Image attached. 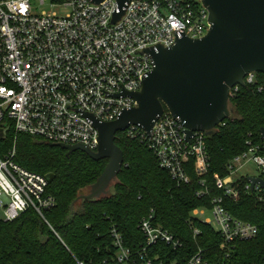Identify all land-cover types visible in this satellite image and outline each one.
Instances as JSON below:
<instances>
[{
  "label": "built area",
  "instance_id": "obj_1",
  "mask_svg": "<svg viewBox=\"0 0 264 264\" xmlns=\"http://www.w3.org/2000/svg\"><path fill=\"white\" fill-rule=\"evenodd\" d=\"M42 6L70 11L63 15ZM117 10V0H0V128L4 135L13 128L16 134L26 133L49 143L84 144L97 151L99 131L86 114L113 121L123 109L137 106L131 96L117 94L141 90L143 77L154 67L146 50L157 45L170 47L183 35L201 38L211 28L203 0H131L123 16L113 23ZM244 81L264 91L258 72H248ZM240 87L230 88V99ZM123 132L143 135L160 166L178 184L190 183L192 167L199 178L197 195L210 196L211 157L205 131H194L188 139L185 126L166 109L150 135L135 125ZM259 135V141L249 137L247 149L228 161L225 176H215L221 194L210 199L211 206L192 211L202 222L216 224L228 249L259 233L258 225L236 217L225 205L227 199L238 202L244 192L251 191L264 210V186L256 183L252 188L247 179L264 180V138ZM15 156V144L0 155V219L13 221L34 209L49 224L44 213L56 205L55 196L47 192L49 179L19 165ZM250 162L258 166V175L242 173ZM208 210L213 220L205 217ZM138 227L144 241L134 248L125 245L117 228L111 229L115 252L103 264H178L158 252L151 255L159 244L174 250L183 246L180 238L157 221L154 209L141 218ZM198 232L195 229L194 235ZM184 264L208 261L198 249ZM253 264H264V254Z\"/></svg>",
  "mask_w": 264,
  "mask_h": 264
},
{
  "label": "trees",
  "instance_id": "obj_2",
  "mask_svg": "<svg viewBox=\"0 0 264 264\" xmlns=\"http://www.w3.org/2000/svg\"><path fill=\"white\" fill-rule=\"evenodd\" d=\"M264 81V73L258 72ZM231 115L225 125L207 135L211 157L208 183L210 196L199 197V178L189 167L191 181L178 184L162 168L143 135L118 132L117 145L123 150L124 163L110 192L100 199H79L103 173L108 159L96 161L78 150L51 146L49 142L26 133L16 134L11 128L0 137V154L16 145L15 161L22 167L44 175L52 174L47 192L56 198V205L45 211L47 224L29 209L13 221L0 219V264H103L111 259L115 248L111 237L113 227L121 233L128 247H138L144 236L138 224L154 209L157 221L170 229L183 242L174 250L159 244L157 252L164 259L184 264L198 249L208 264H253L264 254V210L254 193L244 192L238 202L225 201L236 217L259 227L256 238L235 243L232 249L223 245L218 231L194 217L192 211L211 206L210 199L221 194L215 176L227 174L226 164L247 149L251 136L260 140L264 127V91L246 84L230 99ZM198 229L197 235L194 230Z\"/></svg>",
  "mask_w": 264,
  "mask_h": 264
},
{
  "label": "water",
  "instance_id": "obj_3",
  "mask_svg": "<svg viewBox=\"0 0 264 264\" xmlns=\"http://www.w3.org/2000/svg\"><path fill=\"white\" fill-rule=\"evenodd\" d=\"M100 3L104 0H91ZM113 23L125 13L126 3L117 0ZM210 12L211 28L201 38L177 37L170 47L157 45L146 51L154 67L142 81L139 91L123 90L118 97L131 96L137 106L125 108L113 121H100L86 114L99 131L94 151L84 144L49 143L66 149L70 155L82 151L92 159H108L103 173L79 199H100L110 192L124 163L123 150L116 143L118 132L131 125L150 135L159 116L167 109L186 128L189 139L194 131L213 134L231 115L230 88L245 86L248 72L264 73V0H203ZM264 138V127L259 130ZM4 131L0 128V137ZM52 179L53 175H47ZM252 188L264 180L249 176Z\"/></svg>",
  "mask_w": 264,
  "mask_h": 264
},
{
  "label": "rangeland",
  "instance_id": "obj_4",
  "mask_svg": "<svg viewBox=\"0 0 264 264\" xmlns=\"http://www.w3.org/2000/svg\"><path fill=\"white\" fill-rule=\"evenodd\" d=\"M42 9H45L47 11H56L59 14H66L67 12L70 11L69 8H50L49 6H42ZM40 11V10H39ZM9 151H7L6 153H8ZM6 153H4L1 156H4ZM242 173L245 174H249V175H258L260 173V170L258 169V166L254 163V162H250L247 164V166L243 169ZM84 193H88V189L83 190ZM205 217H209L213 220V214L211 210H208L206 212V216ZM214 227H217L216 224H213Z\"/></svg>",
  "mask_w": 264,
  "mask_h": 264
}]
</instances>
